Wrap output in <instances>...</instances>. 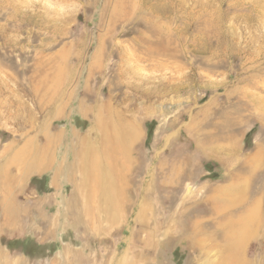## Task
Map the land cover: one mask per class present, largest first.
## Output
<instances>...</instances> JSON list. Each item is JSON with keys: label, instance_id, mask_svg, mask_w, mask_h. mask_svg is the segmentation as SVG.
<instances>
[{"label": "rangeland", "instance_id": "1", "mask_svg": "<svg viewBox=\"0 0 264 264\" xmlns=\"http://www.w3.org/2000/svg\"><path fill=\"white\" fill-rule=\"evenodd\" d=\"M2 143L98 264H264V0H0Z\"/></svg>", "mask_w": 264, "mask_h": 264}, {"label": "crops", "instance_id": "2", "mask_svg": "<svg viewBox=\"0 0 264 264\" xmlns=\"http://www.w3.org/2000/svg\"><path fill=\"white\" fill-rule=\"evenodd\" d=\"M11 146L0 144V264H98L105 260L104 257L90 255V251H85V246L80 247L83 241L81 232L73 230L78 244L64 242L62 225L56 219H51L50 223L47 221L44 207L38 206L41 201L39 196L30 202H24L17 196L23 193L24 186L28 189L31 183L32 179H25L28 177L26 173L36 172L46 160L42 149H36L37 158L30 163L27 161L25 166L19 168L20 174L15 175L11 169ZM36 194L40 195L38 191ZM64 209L60 216L67 215ZM83 214L81 210L80 215ZM76 215H79L78 212ZM89 230L92 231V227ZM87 236L88 233L85 234ZM52 241L57 245L51 247L52 252H45V244ZM223 260L225 264L237 263L232 256Z\"/></svg>", "mask_w": 264, "mask_h": 264}, {"label": "bare ground", "instance_id": "3", "mask_svg": "<svg viewBox=\"0 0 264 264\" xmlns=\"http://www.w3.org/2000/svg\"><path fill=\"white\" fill-rule=\"evenodd\" d=\"M169 3H170V1H169ZM202 7H204L205 8V6H202ZM153 11H154V9H153ZM224 15V14H223ZM220 17H222L221 15H220ZM160 44V43H159ZM161 44H162V47H165V45H164V43L163 42H161ZM227 46V45H226ZM152 46H150L149 48H148V50L151 48ZM160 47V46H159ZM229 48H231V47H229ZM165 49V48H164ZM163 49V50H164ZM227 50H230V49H228V48H226ZM224 50V49H223ZM222 50V51H223ZM163 52V51H162ZM225 52V51H224ZM148 53V56L150 55V53L149 52H147ZM153 57V56H152ZM132 128H133V126H132ZM131 137V136H130ZM247 222V219H245V221H244V223H246Z\"/></svg>", "mask_w": 264, "mask_h": 264}]
</instances>
